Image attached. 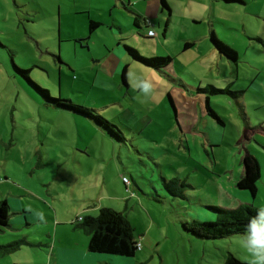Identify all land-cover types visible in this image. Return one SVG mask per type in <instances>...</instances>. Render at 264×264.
<instances>
[{
	"label": "rangeland",
	"instance_id": "rangeland-1",
	"mask_svg": "<svg viewBox=\"0 0 264 264\" xmlns=\"http://www.w3.org/2000/svg\"><path fill=\"white\" fill-rule=\"evenodd\" d=\"M166 1L170 12L160 0H0V191L13 193L10 221L26 219L0 229V245L26 242L0 264H52L55 229L63 246L85 247L76 223L102 207L142 245L109 264H224L227 253L251 264L246 233L202 239L183 225L215 220L207 206L264 209V0ZM89 19L100 23L91 35ZM124 45L171 61L144 65ZM249 157L255 197L237 187ZM162 179L185 181L184 197Z\"/></svg>",
	"mask_w": 264,
	"mask_h": 264
},
{
	"label": "trees",
	"instance_id": "trees-1",
	"mask_svg": "<svg viewBox=\"0 0 264 264\" xmlns=\"http://www.w3.org/2000/svg\"><path fill=\"white\" fill-rule=\"evenodd\" d=\"M225 3L238 0H223ZM160 4L163 8H166L170 12L169 5L166 0H160ZM136 20V19H135ZM136 23V22H135ZM100 25L99 22L90 20L88 21L89 34H92L95 29ZM211 45L217 50V52L227 59L235 61L237 59V53L230 47L221 42L213 32L209 36ZM191 44H185V48H188ZM124 49L127 54L134 61L140 62L144 65L159 68L166 66L171 59L169 57H151L145 58L139 54V52L130 47L124 45ZM21 73L25 79L29 81L27 76L28 71L22 69H16ZM124 77V74H123ZM30 82V81H29ZM32 83V82H31ZM33 84V83H32ZM40 95L47 101L55 103L54 106H60L67 110H72L80 114H84L93 118L96 122L106 125L111 131L115 132L113 126L104 121L98 114L91 110L79 105H74L69 100H55L51 99L48 91L42 90L33 84ZM213 92H218L215 88H212ZM206 109L211 116L216 118L215 113L209 108L206 101ZM113 130V131H112ZM113 132V133H114ZM117 133V132H116ZM247 167L244 170L242 176L237 182V187L242 190H247L252 197L256 195V181L258 179V166L256 162L251 158L246 160ZM163 187L173 197H184V189L189 185L185 181L179 180H166L162 179ZM210 210L215 212L216 218L209 222H195L192 224H184V228L191 232L194 236L202 239H218L225 238L236 234L246 233L247 225L249 221L257 216L260 209L253 207L250 204H240L234 209H223L214 206H207ZM77 227L87 234L88 239V251L97 254H106L118 257H133L138 251L136 246L139 243L133 237V230L125 215L121 212H117L111 208H99L98 213L95 216L87 215L78 219ZM10 226V209L6 200L0 201V229ZM19 243H26L24 240L18 242H11L7 245H0V254H5L16 249ZM141 249V248H140ZM224 264H248L247 262L239 260L232 253H227Z\"/></svg>",
	"mask_w": 264,
	"mask_h": 264
},
{
	"label": "crops",
	"instance_id": "crops-1",
	"mask_svg": "<svg viewBox=\"0 0 264 264\" xmlns=\"http://www.w3.org/2000/svg\"><path fill=\"white\" fill-rule=\"evenodd\" d=\"M88 35H89V33H88ZM242 172H244V170ZM242 174L243 173L240 174L239 178L242 176ZM123 178H125V177H123ZM239 178H238V180H239ZM240 190H242V189H240ZM245 192L250 196V194L247 191H245ZM12 194H13L12 192L6 193L5 191H3V192L0 191V201H3V200L9 201V199L13 198ZM7 204H8V202H7ZM8 206H9V204H8ZM9 209H10V207H9ZM85 209H87V208H85ZM85 209L83 210L85 213L84 216L91 215V214H87ZM88 213H92V212H88ZM13 214H18V215L22 214V215H21V217L19 216L15 220L10 221V223L17 224V225H23L24 224L23 222H26L24 212L22 210L21 211L17 210L16 212H13ZM7 228L13 229L11 224ZM86 236H87V234H86ZM60 237H66V236L63 233L59 232L57 229H55V231H54V240L55 241L54 242L52 241L51 244H50V242L45 244V245H47L46 247L49 248V253H50L49 256H50V261L52 262V264H97V263L109 264L111 261H113V259L115 260L114 257H118V256H111V255H106V254L91 253L87 249L88 242H86L85 247L83 245V247L81 246V248H79L76 244H73L71 242H69V243L67 242L63 246V242L61 241ZM56 238L58 239V244H59L57 246H56ZM86 239H88V237H86ZM141 249H142V245H141ZM99 255H101V256H99Z\"/></svg>",
	"mask_w": 264,
	"mask_h": 264
},
{
	"label": "clouds",
	"instance_id": "clouds-1",
	"mask_svg": "<svg viewBox=\"0 0 264 264\" xmlns=\"http://www.w3.org/2000/svg\"><path fill=\"white\" fill-rule=\"evenodd\" d=\"M243 246L251 257V264H264V209L249 221Z\"/></svg>",
	"mask_w": 264,
	"mask_h": 264
},
{
	"label": "built area",
	"instance_id": "built-area-1",
	"mask_svg": "<svg viewBox=\"0 0 264 264\" xmlns=\"http://www.w3.org/2000/svg\"><path fill=\"white\" fill-rule=\"evenodd\" d=\"M148 35H149V36H152L153 33H152L151 31H148ZM123 183H124V184H128V183H129V180H128L127 178H123ZM136 248H137V250H140V248H141L140 243L137 244Z\"/></svg>",
	"mask_w": 264,
	"mask_h": 264
}]
</instances>
